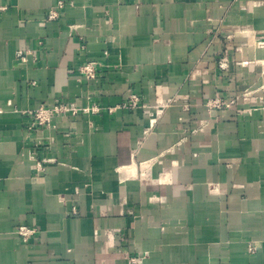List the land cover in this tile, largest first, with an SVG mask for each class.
Listing matches in <instances>:
<instances>
[{"label": "crops", "instance_id": "0c3cea01", "mask_svg": "<svg viewBox=\"0 0 264 264\" xmlns=\"http://www.w3.org/2000/svg\"><path fill=\"white\" fill-rule=\"evenodd\" d=\"M262 97L264 0H0V264H264Z\"/></svg>", "mask_w": 264, "mask_h": 264}, {"label": "built area", "instance_id": "2783aa9c", "mask_svg": "<svg viewBox=\"0 0 264 264\" xmlns=\"http://www.w3.org/2000/svg\"><path fill=\"white\" fill-rule=\"evenodd\" d=\"M64 2L60 1L57 3V5L49 12L48 20H57L60 15L61 11L65 8ZM17 57L21 60L24 59V55L22 53H19ZM98 64L96 62L88 63L87 65L83 66L79 71L81 76L86 78L87 80H94L96 78ZM219 67L223 70H226L228 68V62L226 59H222L219 62ZM260 101H262L259 105L264 106V97L260 98ZM215 105H221V102H214ZM122 108L125 109H137L141 108V99L139 96L133 95L131 96L122 106ZM162 107H159L156 110V114L159 115L162 112ZM264 109V108H263ZM101 110L97 107L92 108H83L79 107L76 103H65L63 101L57 100L55 101L54 105L52 107H46L41 106L35 111L30 112V114L33 117V123L31 125V129H39V128H47L50 127L54 120H57L63 116H78L80 114H96L99 113ZM2 110L0 109V113ZM110 113L113 112V110H109ZM37 168L43 170V165L40 163H37ZM76 214V212H75ZM18 234L22 238L24 242H30V240L33 238L35 234V230L21 226L18 228ZM255 244L251 245V250L255 249Z\"/></svg>", "mask_w": 264, "mask_h": 264}]
</instances>
